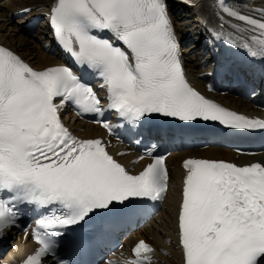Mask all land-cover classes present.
Segmentation results:
<instances>
[{
    "label": "snow or ice",
    "instance_id": "1",
    "mask_svg": "<svg viewBox=\"0 0 264 264\" xmlns=\"http://www.w3.org/2000/svg\"><path fill=\"white\" fill-rule=\"evenodd\" d=\"M218 6L221 20L233 18L238 23L225 22L249 34L242 44L247 55L264 59V7L252 16L225 0ZM47 15L73 66L34 67L0 44V236L31 211L38 219L24 231L31 229L36 247L21 264L49 257L78 264L59 255L73 227L117 208L131 218L141 211L133 204L164 199L170 177L163 156L133 174L101 138L74 135L61 119L67 105L94 114L109 134L106 111L135 134L161 116L240 130H264V119L222 107L189 83L168 0H51ZM89 76L100 81L98 89ZM183 167L182 264H264V162L190 158ZM132 251V258L108 264H152L154 249L144 240Z\"/></svg>",
    "mask_w": 264,
    "mask_h": 264
},
{
    "label": "bare ground",
    "instance_id": "2",
    "mask_svg": "<svg viewBox=\"0 0 264 264\" xmlns=\"http://www.w3.org/2000/svg\"><path fill=\"white\" fill-rule=\"evenodd\" d=\"M50 3H51V0H21L16 3H13L12 5H10V7H6V11L4 10L5 12L2 13L1 15L2 17L0 18H5L6 21H12V19H10L9 17L10 13H15L16 11L22 8L24 9V7L32 9V10H36V9H40L39 6H43V5L47 6V5H50ZM198 4L199 3L197 2L196 6L194 7L195 9H188L186 5L179 6V4H172L170 6H171L173 14L175 13L178 14L179 10H185L187 13H190V14L193 13L192 17L193 19L195 18L194 21L195 23H197L196 10H200L201 12L205 11V13L207 12L206 3H204L203 5L202 4L198 5ZM260 7H264V1H262L261 4H259L258 6H256V8H260ZM250 10H251L250 12L251 14H248V15L258 16V13L255 12L254 9H250ZM23 20L24 19H22L21 22H23ZM230 20L232 23H238V21L234 20L233 18H230ZM18 22L20 25H23V23H21L20 21ZM0 23H4V22H0ZM4 25H11V24L6 22L4 23ZM40 28L41 30L39 33L43 36L44 41L48 43L51 42V39H50L51 33H50V29L48 25L44 26V23H43L40 26ZM2 29H0V41L12 46L17 51H21L22 56L30 61L35 62L37 67H44L52 63L58 62L54 57H52L51 55H47L43 51V48H42L43 39L41 38L40 35L29 37L27 32H30V30H24V27L19 28L17 26H13V29H16L17 32L13 30L11 32L15 34L10 33L9 35L8 34L4 35L1 33ZM17 35L19 37H17ZM30 42L35 45V48L27 47V44H30ZM200 50H202V48L198 49L197 51H200ZM189 60H190V68H191L190 71L193 77L195 76L194 74L195 72L199 73V75L206 76L204 73V69L198 68L197 65L193 63L192 57L189 58ZM198 83L200 84L201 81H198ZM222 98L223 97H221L220 100L225 101L227 103H232L235 106H238L239 104H243L241 103L240 100H237L234 98H230V97H224L223 99ZM241 106L246 107L248 105L243 104ZM85 127H88L91 130H97V127L95 126L85 125ZM202 153L209 158L224 157L222 153L215 152V151H202ZM177 161H178L177 159L170 160L169 164L172 170L176 168ZM180 177H181L180 173H177L176 171L173 172L171 187H174V185H176L177 180ZM176 199L177 198H176L175 192H170L169 201L175 202ZM167 214H168V217L165 220L164 231L163 229H158L156 225H153L151 228H146L140 231V235L142 237H146L147 239H149L158 249L160 248L162 250V254L159 255L158 264H181L182 255L178 248L177 241L175 239L176 219L174 216L173 208L171 207L167 208L166 212L163 211L161 216H163L164 218L165 215ZM146 233H148L149 235L146 236ZM167 242H169L170 244H168ZM17 244H18V248L16 250H11L10 251L11 255H9L10 254L9 252L5 260L9 261L10 259H16L20 257L21 255H24L28 251L31 245L30 242L28 241H24V242L20 241V242H17Z\"/></svg>",
    "mask_w": 264,
    "mask_h": 264
},
{
    "label": "rangeland",
    "instance_id": "3",
    "mask_svg": "<svg viewBox=\"0 0 264 264\" xmlns=\"http://www.w3.org/2000/svg\"><path fill=\"white\" fill-rule=\"evenodd\" d=\"M4 2H7L8 0H3ZM191 4H195V1H193V0H188ZM197 3V2H196ZM187 6V8L188 9H195L194 7H192V6H189V5H186ZM196 6V5H195ZM8 7H10V6H8ZM5 11H6V9H5ZM4 11V12H5ZM3 12V13H4ZM1 15H2V13H1ZM193 13L192 14H190V13H187V12H184V13H178L177 14V17H178V26H179V28L180 29H182V31H184V32H187L186 30H184L186 27H187V29H189V26H191L192 28L194 27H196V24L197 23H195V21H194V19H193ZM0 17H2V16H0ZM1 25H0V29H2L1 30V33L2 34H4V35H6V34H10L11 32H12V30L13 31H16V29H13V25L11 26V25H4L3 23H0ZM190 30V29H189ZM188 30V31H189ZM9 32V33H8ZM17 32V31H16ZM37 34H38V32H36ZM11 34H15V33H11ZM24 35V34H23ZM22 35V36H23ZM34 36H37V35H34ZM17 37H19L18 35H17ZM30 37V36H29ZM14 44H15V42H14ZM27 47H34L35 48V45L34 44H32L31 42H30V44H27ZM9 255H11V252H10V254Z\"/></svg>",
    "mask_w": 264,
    "mask_h": 264
}]
</instances>
